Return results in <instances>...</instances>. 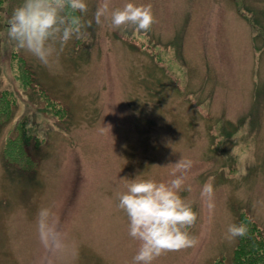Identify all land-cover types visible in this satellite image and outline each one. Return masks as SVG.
Returning a JSON list of instances; mask_svg holds the SVG:
<instances>
[{
  "label": "rangeland",
  "instance_id": "rangeland-1",
  "mask_svg": "<svg viewBox=\"0 0 264 264\" xmlns=\"http://www.w3.org/2000/svg\"><path fill=\"white\" fill-rule=\"evenodd\" d=\"M22 2L0 0V95L16 100L0 124V264H132L138 242L119 193L133 179L166 182L181 157L193 161V191L180 195L197 214L196 242L153 264L228 262L240 212L264 233V0H111L150 5L148 31L96 24L101 0H86L80 38L57 44L47 66L7 34ZM20 122L37 162L29 172L2 158ZM42 208L59 220L60 249L39 238Z\"/></svg>",
  "mask_w": 264,
  "mask_h": 264
},
{
  "label": "clouds",
  "instance_id": "clouds-1",
  "mask_svg": "<svg viewBox=\"0 0 264 264\" xmlns=\"http://www.w3.org/2000/svg\"><path fill=\"white\" fill-rule=\"evenodd\" d=\"M87 11L86 0H23L8 21L7 34L17 51L24 50L47 66L57 54V44L62 49L74 36L80 38L84 24L76 13ZM102 17L110 18L113 28L134 27L136 31H148L155 23L150 5L132 2L113 8L111 0H101L95 11L96 24H101ZM88 24L91 26V21ZM42 138L43 133H37V139ZM192 169L193 161L181 157L172 163L171 178L166 182L133 179L126 184V191L119 193L118 207L128 218V234L138 242L132 264H153L162 254L186 249L196 242L187 229L195 223L197 214L180 195L193 191L188 183ZM200 196L212 206L211 183L203 186ZM37 224L39 238L46 247H63L59 220L51 209L39 210ZM227 232L228 239L244 237L248 227L232 224Z\"/></svg>",
  "mask_w": 264,
  "mask_h": 264
},
{
  "label": "trees",
  "instance_id": "trees-1",
  "mask_svg": "<svg viewBox=\"0 0 264 264\" xmlns=\"http://www.w3.org/2000/svg\"><path fill=\"white\" fill-rule=\"evenodd\" d=\"M17 70L19 72L18 78L23 86L26 87L28 84H31L32 77H29V72L23 59H19ZM15 105L16 100L11 92L4 91L1 93L0 124L9 120L13 113V106ZM52 111L54 115L58 116L65 114L62 109L54 108ZM15 130L17 134L11 136L13 133L11 131L5 140L2 147V158L5 162L29 172L37 166L36 160L32 159L27 151L31 135L26 132L23 122L17 124ZM241 223L247 225L248 233L244 237L236 238L231 258L228 262L224 259H216L212 264H264V233L262 229L246 212L238 213L237 225Z\"/></svg>",
  "mask_w": 264,
  "mask_h": 264
}]
</instances>
